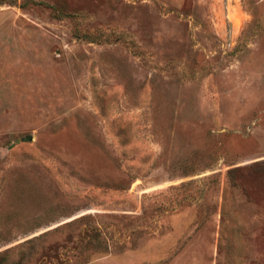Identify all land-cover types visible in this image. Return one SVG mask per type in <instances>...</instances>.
I'll return each mask as SVG.
<instances>
[{"label":"rangeland","instance_id":"obj_1","mask_svg":"<svg viewBox=\"0 0 264 264\" xmlns=\"http://www.w3.org/2000/svg\"><path fill=\"white\" fill-rule=\"evenodd\" d=\"M0 264H264V0H0Z\"/></svg>","mask_w":264,"mask_h":264},{"label":"trees","instance_id":"obj_2","mask_svg":"<svg viewBox=\"0 0 264 264\" xmlns=\"http://www.w3.org/2000/svg\"><path fill=\"white\" fill-rule=\"evenodd\" d=\"M230 173H232V171Z\"/></svg>","mask_w":264,"mask_h":264}]
</instances>
